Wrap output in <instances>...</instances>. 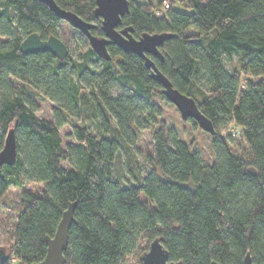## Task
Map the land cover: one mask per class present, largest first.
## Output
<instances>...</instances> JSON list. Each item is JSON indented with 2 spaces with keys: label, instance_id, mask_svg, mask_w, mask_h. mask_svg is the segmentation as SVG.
I'll use <instances>...</instances> for the list:
<instances>
[{
  "label": "trees",
  "instance_id": "1",
  "mask_svg": "<svg viewBox=\"0 0 264 264\" xmlns=\"http://www.w3.org/2000/svg\"><path fill=\"white\" fill-rule=\"evenodd\" d=\"M129 1L119 28H131L136 38L168 34L155 64L215 127L231 122L228 136L239 134L247 149L231 147L216 131L215 159L206 162L158 120L154 95L164 94L152 68L116 44L107 46V59L80 32L83 56L23 53L27 35L59 36L63 20L39 0H0V152L11 129L16 141L15 161L0 164V198L15 186L22 206L10 247L1 245L10 255L4 264L43 260L47 237L71 202L67 264H128L130 257L142 264L156 237L184 264H245L247 253L264 264V0ZM56 2L94 22L93 35H104L96 0ZM233 55L239 65L229 70L225 59ZM37 96L54 103V121L37 115ZM90 117L99 133L78 123ZM67 123L75 141L64 146L60 129ZM149 127L150 169L125 184L119 152ZM32 181L43 187H30Z\"/></svg>",
  "mask_w": 264,
  "mask_h": 264
},
{
  "label": "water",
  "instance_id": "2",
  "mask_svg": "<svg viewBox=\"0 0 264 264\" xmlns=\"http://www.w3.org/2000/svg\"><path fill=\"white\" fill-rule=\"evenodd\" d=\"M45 3L59 18L67 21L74 28L84 34L92 48L102 57L110 59L107 46L116 44L126 52H132L145 59L146 65L152 68V77L162 85L164 96L174 103L179 109L184 120L196 121L202 129L210 134L216 133L214 122L200 109L196 99L176 88L171 80L158 68L152 56L162 58L160 47L169 37L166 33H146L140 38L133 36L131 28L120 29L122 17L129 12V0H96L95 14L101 18V26L104 32L102 37L92 34L91 29L95 23L87 21L72 10L61 7L56 0H39ZM21 51L25 54L39 52H51L55 57L64 59L69 55L68 45L57 35H51L43 39L39 33L33 32L27 35L21 43ZM16 158V141L14 131L11 129L6 138L4 149L0 152V164L13 163ZM249 171L256 175L254 167ZM76 202H71L63 212L54 236L47 237V253L43 260L33 264H67L65 251L69 245V232L74 222V210ZM10 258L8 249L0 245V264H4ZM142 264H184L183 261H175L170 258L168 249L160 237H156L149 249L141 255ZM212 264H220L213 261ZM245 264H254L252 256L247 253Z\"/></svg>",
  "mask_w": 264,
  "mask_h": 264
},
{
  "label": "rangeland",
  "instance_id": "3",
  "mask_svg": "<svg viewBox=\"0 0 264 264\" xmlns=\"http://www.w3.org/2000/svg\"><path fill=\"white\" fill-rule=\"evenodd\" d=\"M140 1H154V0H140ZM181 8L180 5H177ZM59 36L68 45L69 53L73 52L76 57L83 56L87 47L82 46L80 40V31L63 20L59 27ZM239 56L233 55L225 59L226 66L229 70H233L239 65ZM203 88L208 89L205 81H202ZM121 86L114 87V93H118ZM154 99L160 106L161 114L158 120H164L170 130H174L178 137L193 145V147L201 154L206 162H213L215 159L214 149L212 146L213 136L205 131L200 125L192 119L184 120L179 109L174 103L169 101L164 95L155 94ZM36 102L39 106L37 115L40 118L55 120L54 117V103L47 98L36 97ZM76 121V120H73ZM79 124L86 125L94 133H99V122L93 117L82 118ZM157 125V124H156ZM158 126V125H157ZM154 129L155 127L142 128L135 136V141L125 149L120 150L119 159L117 160V174L120 176L125 184L135 182L133 174H138L141 178L150 169V156L155 155L154 146ZM235 129L234 125L229 122L226 126L217 127L216 131L220 132L228 140V144L233 148L247 149L242 137L236 135L228 136ZM72 126L70 123L63 125L60 129L63 144L66 146L68 142L75 141L70 136ZM63 164L71 167L68 161ZM132 169V170H131ZM138 171V172H137ZM29 186L32 188H42L41 182H30ZM20 189L11 186L6 194L0 198V245L10 247L11 234L16 222L18 211L22 208L20 204ZM14 264H18L15 259H12ZM128 264H137L133 257H130Z\"/></svg>",
  "mask_w": 264,
  "mask_h": 264
},
{
  "label": "built area",
  "instance_id": "4",
  "mask_svg": "<svg viewBox=\"0 0 264 264\" xmlns=\"http://www.w3.org/2000/svg\"><path fill=\"white\" fill-rule=\"evenodd\" d=\"M169 5H170V4H169V2H168V1H166V3H165V7H166V8H168V7H169Z\"/></svg>",
  "mask_w": 264,
  "mask_h": 264
}]
</instances>
